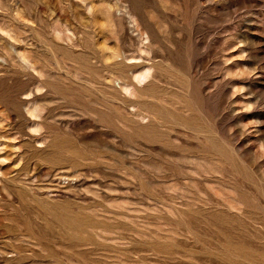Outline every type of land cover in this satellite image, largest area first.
<instances>
[{
	"label": "rangeland",
	"instance_id": "obj_1",
	"mask_svg": "<svg viewBox=\"0 0 264 264\" xmlns=\"http://www.w3.org/2000/svg\"><path fill=\"white\" fill-rule=\"evenodd\" d=\"M0 264H264V0H0Z\"/></svg>",
	"mask_w": 264,
	"mask_h": 264
},
{
	"label": "bare ground",
	"instance_id": "obj_2",
	"mask_svg": "<svg viewBox=\"0 0 264 264\" xmlns=\"http://www.w3.org/2000/svg\"><path fill=\"white\" fill-rule=\"evenodd\" d=\"M146 76L145 75H142L140 78L137 79V81H139L140 79H144ZM140 82V81H139Z\"/></svg>",
	"mask_w": 264,
	"mask_h": 264
}]
</instances>
